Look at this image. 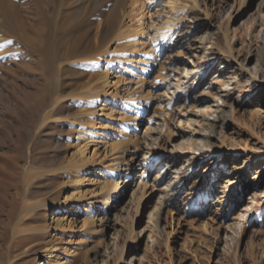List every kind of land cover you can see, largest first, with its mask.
Here are the masks:
<instances>
[{"label":"rangeland","instance_id":"obj_1","mask_svg":"<svg viewBox=\"0 0 264 264\" xmlns=\"http://www.w3.org/2000/svg\"><path fill=\"white\" fill-rule=\"evenodd\" d=\"M193 2L0 0V264H264V0Z\"/></svg>","mask_w":264,"mask_h":264},{"label":"bare ground","instance_id":"obj_2","mask_svg":"<svg viewBox=\"0 0 264 264\" xmlns=\"http://www.w3.org/2000/svg\"><path fill=\"white\" fill-rule=\"evenodd\" d=\"M192 1H194L193 3L195 5V8H196L197 13L203 14L204 12L202 13V4L205 2V0H192ZM167 5L168 6H172L171 9H170V15H169V17L166 18V21L164 22V24L162 26V29L159 31V34L160 35H164L166 38L169 37V35H171L170 38L164 43L165 44L164 45V49L165 48H169V47L172 46V41L171 40H172L173 35L175 36V35L180 34L179 30H180V28L182 26L181 25L182 24V19L180 18L181 15H182L181 12L183 10H185V8H186V5L185 4L180 6V5H176L175 3H172V5H170V3H167ZM197 13L195 12V14H197ZM206 17H209V15H206ZM47 21H50V20H47ZM51 21L54 24H57V23H60V22L63 21V15H62V10L61 9H59V11L56 12L51 17ZM49 24H51V23H49ZM141 27H143V26L142 25H139V26H137V27L134 28L135 29V32H133V34L129 35V40L127 42L129 44L133 45V46H139V47L142 46L144 48V47L147 46V44H146L147 42L146 43H143L142 42L143 44L139 45L140 44V41L139 40L142 38L141 37V32H142V29H143V28L141 29ZM58 28H60V26H58ZM184 33H186V31ZM154 39L155 40H158V37L157 38H154ZM161 44H163V42ZM226 52H225L226 59H227V57L228 58L230 57V60H231V55L233 53V50L230 49L229 47H227ZM47 60H51V61H47ZM47 60H46L47 63H50V66H51V64H52L51 63L52 62L51 57L49 56ZM140 97H141V101L139 102V106L140 105L141 106L144 105L146 107L148 105L149 101H150L149 100V96L148 95H145V94H142ZM112 114H113V111L111 110L110 115H112ZM138 116H139V114H136V116L133 117V119H132V125H135V126L137 125V123L139 121L138 120L139 119ZM44 122H45V120H44ZM108 127L106 125L104 129H107ZM147 129H148V127H147ZM154 131H155L154 129H150V132H154ZM88 146H89L88 142L84 143L83 146L81 145V147L79 149V153L82 156L85 154ZM112 151H118V154L116 153L117 156H118L116 160H118V162L120 163L119 165H121V166H119V167H117L115 169L117 171L116 174L117 173L118 174L119 173H123L125 171L124 168L128 165V161L125 158V155L127 154V152L129 150L127 148H122L121 147V144L118 143V144H114L112 146ZM131 153L134 154V152H131ZM150 155H151V153L150 152H147L143 156L145 157V156H150ZM80 181H81L80 180V176L78 175L77 178H76V183H80ZM122 185H123V182H121V178H118L116 181H114L112 183V185H108V186L105 185V186H103V188H102L103 193H101V195H100V202H99V205L103 206V208H104V211L100 213V214L103 215V217L100 218L99 220L97 219V222L99 221L100 224H102L104 221H106L107 216H109L108 214H109V211H110V207L112 206L113 202L116 201L117 196L119 195V192L122 190ZM34 210H35V207L33 205L32 206H29V208L27 209V212H26L25 215L33 212ZM25 215L23 214V216H25ZM96 230H97L96 228L90 229V231H94V232ZM31 232H33V231H30L29 229H26V231H21V230L20 231H17L16 230V232L14 233V235H16V236L18 235L19 236V235H22L23 234L24 239H22V240H28V239H31V236L33 235ZM16 239H18V238L16 237ZM72 249H73V246L72 245H69V247L65 248L62 251V255H63V258L62 259L66 260V261L70 260L69 257L71 256L70 255V252L72 251ZM60 258H61V256H59V259ZM39 264H40V262H39Z\"/></svg>","mask_w":264,"mask_h":264}]
</instances>
